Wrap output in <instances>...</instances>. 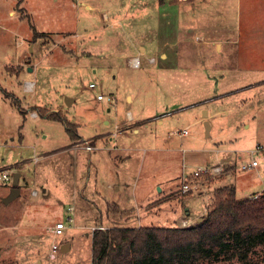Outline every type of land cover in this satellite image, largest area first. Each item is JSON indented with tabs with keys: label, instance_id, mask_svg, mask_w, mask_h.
<instances>
[{
	"label": "rangeland",
	"instance_id": "1",
	"mask_svg": "<svg viewBox=\"0 0 264 264\" xmlns=\"http://www.w3.org/2000/svg\"><path fill=\"white\" fill-rule=\"evenodd\" d=\"M111 6L121 18L120 27L100 21L101 10ZM136 6L99 0L89 13L83 0H0V172L21 175L20 194L8 203L1 196H7L12 180L0 181V264H91L92 228L99 223L104 227L192 226L196 221L177 222L175 214L184 216L186 207H195L200 221L224 173L213 179H199L209 185L208 197L198 196V188L192 194L182 193L181 176H191L203 165H224L225 153L233 163L223 183L234 185L238 198L264 189V153L253 155L259 161L257 167L240 169L242 162L251 159L249 150L264 144V81L246 82L247 77L236 81L225 74L219 85L224 91L235 90L226 98L234 108L235 123H222L218 130L221 136H216L215 127L206 135L202 120L188 125L187 136L168 137V131L182 126L176 122L169 130L157 128L155 111L174 113L185 106L183 103L194 101H199L193 103L199 110L198 99L206 87L204 79H214L203 67L210 60L198 50L189 51L186 60L195 66L189 71L193 76L190 78L180 77L175 68L158 69L153 61L159 59L157 53H141L129 43L140 37L137 29L142 23L145 29L151 27L148 19L138 15ZM240 8L244 35L238 60L235 57L230 61L237 60L241 69L257 66L262 70L264 2L258 1L256 10L244 3ZM163 16L168 19V14ZM248 24L252 26L247 28ZM93 29L98 32L91 33ZM246 29L253 32L245 35ZM112 32L122 36L117 38L118 44L125 47L124 53L117 54L121 57H109L114 48ZM133 56L139 58L137 67L131 64ZM221 58L216 55L211 60ZM21 71L23 76L17 77ZM171 73L178 75L175 80ZM29 80L39 82L41 87L32 91L33 82ZM90 82L95 83L94 88L89 87ZM126 88L137 91L138 100L130 104L119 97L115 89ZM98 93L103 100L97 99ZM111 94L115 99H108ZM65 97L73 101L66 104ZM173 102L180 103L171 106ZM257 106L261 110H256ZM128 108L145 114L147 127L136 139L140 150L133 153V160L124 166L118 163L122 168L116 166L124 180L115 190L113 185L107 186L112 178L107 166H92L93 159L103 152L93 149L92 140L97 138V144L103 142L112 148L115 141L108 143L106 136L115 131L116 113L125 116ZM225 116V121L233 117ZM79 135L92 140H83ZM132 137L128 131V140ZM167 138L169 144L165 143ZM159 141V146L178 151L169 154L147 150ZM229 148L231 151L225 152ZM238 154L242 159L237 158ZM167 176L172 178L174 188L165 194L158 181L162 183ZM112 200L118 201V209ZM57 221L64 222L65 227L63 233L54 235L50 229ZM52 242L58 245L53 257ZM65 243H69V249L62 251ZM253 256L263 258L264 264V246H259Z\"/></svg>",
	"mask_w": 264,
	"mask_h": 264
},
{
	"label": "crops",
	"instance_id": "2",
	"mask_svg": "<svg viewBox=\"0 0 264 264\" xmlns=\"http://www.w3.org/2000/svg\"><path fill=\"white\" fill-rule=\"evenodd\" d=\"M97 1L99 2V0H92V2L89 0V3L86 0H83L89 13H92V11L95 10V4ZM258 1L264 2V0H114V2H126L130 5L137 4L136 9L139 11L138 15L141 18L149 20L151 27H147V29H145L144 27L146 26L144 23H142L140 28L137 29L138 32L141 31L140 37L136 40L134 38L130 39L129 43L141 53H146L147 51L150 53H157L159 55V59H153V61L154 64L158 65V69L161 66L169 67L171 69L175 68L180 72V77L190 78L193 76L192 72L189 74V71L192 68H195V66L186 60V58L189 57V51L198 50L199 53L210 60L203 67L207 71V75H212L214 79L212 81H210V79H204L206 87L203 97L200 96L198 99L201 102V104H199V110H196V108H194L195 105H193V103L199 101H194L193 103H183L185 106L179 108L177 112L174 113L166 111L163 113L156 110L154 116L157 115L156 118H158L157 128L161 127L165 130H169L172 128V126H176V122L182 126L180 129L184 127L188 128L189 124L207 120L210 123L209 135L213 127H215L218 134L216 136L219 137L221 135L218 133V130H221L222 123H227L228 126H231L235 123L234 108L232 105L227 104L226 100L227 97L234 95L232 92L235 90L233 91L232 89H228L224 91V89H222L219 84H221L220 82L223 80L222 78L225 77V74L228 75L232 80L236 81H241L244 77H247L245 79L246 82L251 80H254L253 83L264 81V75L260 76V74L264 73V69L258 70L257 66L253 68L250 66L241 69L236 62L238 60L237 52L241 50L240 45L242 44V35H244L240 23V7L244 3L247 8L251 9L253 7L256 10L258 7ZM164 14H168V19L164 18ZM127 15H130V11L127 12ZM248 18L251 19L252 15L250 14ZM120 20L121 18L118 16L115 7L112 9L111 6L109 9L106 8L105 10H101V22H109L111 26L113 25L114 27H120ZM249 26L252 25L248 24L247 28H249ZM93 32L97 33L98 30L93 29L91 33ZM252 32L253 31H251V29H246L245 35L251 34ZM164 34H169V37H165L166 35ZM111 36L112 45L114 48L109 57H121V55L117 56V54H119L118 52L124 53L125 47H122L120 44H118L117 38L119 39L122 36L116 32H112ZM196 45H198V49H196ZM216 55L221 56L222 58L220 61L214 62L211 60V58L215 57ZM235 57L237 59L234 61L235 63L230 61ZM180 58L182 59L180 60ZM32 69L31 70L33 72L35 67L33 66ZM171 74V76L174 77L173 80H175L178 76L177 74ZM22 76L23 73L21 71L17 77ZM29 81L33 82L31 86L32 91L36 90L38 87H41L39 82H35L34 80ZM211 83L213 84L210 85ZM115 90L119 97L123 96V98L127 99V102L130 104L139 98L137 91L132 92L127 88L124 91H119L118 89ZM111 95L113 97L114 94ZM187 95L188 92L185 96ZM113 98L115 99V97ZM68 100L69 104L73 101V99ZM180 102H173L171 103V106L179 104ZM257 109L259 111L261 110V107L257 106L256 110ZM110 110L111 107H108V111ZM125 113V116H122L120 113H116L114 125L115 131L113 133H109L106 136L107 140H109L108 143H110L111 140L115 141L112 148L103 142L97 144V138L92 140L91 138H83V136L79 135V137L83 140H92V146L94 150L103 151L101 155H97L95 160L93 159L92 166L94 169L96 167H98V169L101 168V164L103 166H107L110 173L112 174L109 175V177H112L111 184H108L107 186L113 185L115 190H118L121 187V182L124 180L116 170V166L117 169L122 168V166H124L126 163L131 162V159L133 160V156H135L133 153L140 150L138 141H136V139L138 140L140 136L144 135L147 127L146 120L144 119L146 116L141 111L136 110L134 112L128 108ZM176 113H178L176 116H172ZM159 114H162V116ZM226 114L233 117L225 121L224 117H226ZM179 115L183 118L174 119V117ZM105 122L109 123L108 120ZM248 126L249 124H245V127ZM128 131H130L133 135L132 139L129 140ZM168 132L167 136L171 138V136L168 135ZM187 135L188 134L179 137H184ZM118 137L119 141L115 140ZM170 138H167L165 143H168ZM158 144H161L160 141L157 142V145L153 144L154 146H150L147 150L150 149L154 152H169V154L170 152L173 153L178 151L177 148L171 146H159ZM113 150L117 152H114ZM143 150L147 151L145 150V147H143ZM227 150L231 151V148L226 149L225 152ZM234 150V152H239L237 149ZM237 158L242 159V156L238 154ZM223 160H225V164L221 165L226 171L224 170V176H222V179L217 181L220 186L227 185L223 182L226 180V175L229 174L228 170L232 166L231 163H233H230L231 158L227 153L224 154ZM118 163L122 166H119ZM97 174V172H94V177L97 178ZM121 174L123 175L122 172ZM181 177L183 183L184 178L183 176ZM158 183L161 185V191L164 190L165 194L170 193L174 188L173 180L170 176L163 178L162 183H160V181H158ZM198 184L199 188L196 190L197 195L208 197L207 190L209 185H206V183L202 182L200 183L199 180ZM11 188L12 186L9 188L8 194L10 193ZM263 191L264 189L261 191L258 190L251 196L257 195ZM189 193L192 194L191 191ZM1 198L3 199L4 196H1ZM111 202L114 203L118 209V201L112 200ZM205 209L206 208H204L203 211H205ZM198 211L199 210L195 207H186L184 210V216H182V214H175L178 216L177 222H180L184 219L189 221H198L200 217L195 216V213L197 214ZM98 225L103 226V223H99Z\"/></svg>",
	"mask_w": 264,
	"mask_h": 264
},
{
	"label": "trees",
	"instance_id": "3",
	"mask_svg": "<svg viewBox=\"0 0 264 264\" xmlns=\"http://www.w3.org/2000/svg\"><path fill=\"white\" fill-rule=\"evenodd\" d=\"M201 218L187 227L96 228L91 264H261L253 254L264 246V191L238 198L233 185L219 186Z\"/></svg>",
	"mask_w": 264,
	"mask_h": 264
},
{
	"label": "built area",
	"instance_id": "4",
	"mask_svg": "<svg viewBox=\"0 0 264 264\" xmlns=\"http://www.w3.org/2000/svg\"><path fill=\"white\" fill-rule=\"evenodd\" d=\"M131 64L134 67H137L139 64V58L138 56H133L131 59ZM89 87L90 88H94L95 87V83L90 82L89 83ZM97 99L103 100L104 96L102 94H97ZM108 99H112V96H109ZM188 134V128L184 127L181 129H175L172 131L168 132L169 136L172 135H179V136H183ZM88 148L92 149L91 146H87ZM264 153V144L262 143H258L253 149L249 150V153L251 156V159H249L248 161L242 162V164L240 165V169L241 170H248L254 167H257L259 165V161L255 158V156H253L255 153ZM225 168L221 165V164H207V165H203L200 166L199 168L195 169L194 172L192 173V175H184V182L181 184L180 187V191L182 193H187L190 192L192 190H195L197 188H199V184H198V180L200 178H207L208 179H213L216 178L218 176H220L223 172H224ZM12 180V176L7 172V171H1L0 172V181L1 182H9ZM256 196V195H255ZM71 209V207H69ZM69 221H72V217L69 216L68 217ZM65 225L64 222L62 221H57L55 223V225L50 229V231L54 234V235H58L63 233V229H64ZM105 229L106 227L102 226V225H97L94 228H92V230L94 229ZM56 249H58V245L55 242H52L50 245V253L52 255V257L55 254Z\"/></svg>",
	"mask_w": 264,
	"mask_h": 264
},
{
	"label": "water",
	"instance_id": "5",
	"mask_svg": "<svg viewBox=\"0 0 264 264\" xmlns=\"http://www.w3.org/2000/svg\"><path fill=\"white\" fill-rule=\"evenodd\" d=\"M66 103L69 104V100L66 99ZM205 124V134L209 135V130H210V124L207 120L204 121ZM19 177L20 173L19 172H14L12 175V188L10 190V193L3 198V201L5 203H8L12 199H14L16 196L19 194V188H18V183H19ZM199 221V220H198ZM69 249V243H65L61 246L62 251H66Z\"/></svg>",
	"mask_w": 264,
	"mask_h": 264
}]
</instances>
